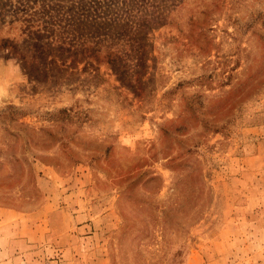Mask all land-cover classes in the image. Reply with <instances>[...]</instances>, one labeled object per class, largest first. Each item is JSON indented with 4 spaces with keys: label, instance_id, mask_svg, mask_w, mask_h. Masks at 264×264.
Here are the masks:
<instances>
[{
    "label": "rangeland",
    "instance_id": "374dc122",
    "mask_svg": "<svg viewBox=\"0 0 264 264\" xmlns=\"http://www.w3.org/2000/svg\"><path fill=\"white\" fill-rule=\"evenodd\" d=\"M0 264H264V0H0Z\"/></svg>",
    "mask_w": 264,
    "mask_h": 264
}]
</instances>
